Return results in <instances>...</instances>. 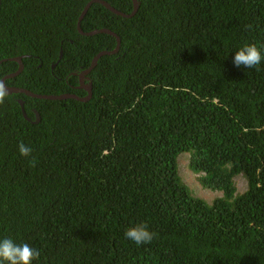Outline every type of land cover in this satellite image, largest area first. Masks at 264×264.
<instances>
[{
  "label": "trees",
  "instance_id": "obj_1",
  "mask_svg": "<svg viewBox=\"0 0 264 264\" xmlns=\"http://www.w3.org/2000/svg\"><path fill=\"white\" fill-rule=\"evenodd\" d=\"M89 1L0 0V80L21 57L5 85L85 96L77 74L116 47L112 35L78 32ZM103 1L132 11L131 0ZM138 1L130 18L93 3L80 21L120 39L86 75L88 101L9 94L0 104V240L38 250L32 264H264V0ZM246 44L262 60L237 68ZM182 153L221 197L192 194ZM141 223L150 244L124 236Z\"/></svg>",
  "mask_w": 264,
  "mask_h": 264
},
{
  "label": "clouds",
  "instance_id": "obj_2",
  "mask_svg": "<svg viewBox=\"0 0 264 264\" xmlns=\"http://www.w3.org/2000/svg\"><path fill=\"white\" fill-rule=\"evenodd\" d=\"M261 60L262 56L260 50L256 47L255 44H246L242 46L234 53L233 56V64L237 68L241 66H244L246 68H254L255 66L260 64ZM6 88V85L4 83H1L0 81V104H3L5 102V97L7 96ZM35 112L37 113V111H34V114ZM29 122L32 121L30 120ZM18 152L20 156L27 158L31 155L32 149L31 147L26 146L23 142H20L18 144ZM29 163L34 167L35 159L33 158L29 161ZM198 175L199 177L204 176L203 173H200ZM155 235L156 234L149 231L147 225L143 223L135 225L133 227H129L124 232L125 238L131 240L136 245L150 244L153 241ZM38 258L39 251L30 247L27 243L16 244L10 238L0 240V264H32L33 260H36Z\"/></svg>",
  "mask_w": 264,
  "mask_h": 264
},
{
  "label": "water",
  "instance_id": "obj_3",
  "mask_svg": "<svg viewBox=\"0 0 264 264\" xmlns=\"http://www.w3.org/2000/svg\"><path fill=\"white\" fill-rule=\"evenodd\" d=\"M132 1V11L131 13L129 14H125V13H122L116 9H114L113 7H111L108 3H106L105 1L103 0H91L89 1L85 6L84 8L82 9L79 17H78V20H77V30L78 32L80 33H83L84 35H87V36H92V35H95V34H99V33H106V34H109V35H112L113 37H115L116 39V47L114 50L112 51H106V50H103V51H100L99 53H97L94 58L92 59L89 67L87 69H85L84 71L78 73V80H79V86L77 88H82L85 90L86 92V96L85 97H78L74 94H61V95H38V94H34L28 90H25V89H19V88H6V92L7 94H12V93H21V94H24L26 96H29L31 98H37V99H45V100H65V99H75V100H78L80 102H85V101H88V99L90 98L91 96V83L88 82V84L84 85V82L82 83V80L83 78L95 67L96 65V62L97 60L103 56V55H111V54H114L118 51L119 49V45H120V39L119 37L114 34L112 31L108 30V29H96V30H92L90 32H82L81 31V28H80V21L82 20V18L85 16L86 12L88 11L89 7L91 4L93 3H98L100 5H102L103 7H105L106 9H108L110 12H112L113 14L115 15H119V16H122V17H125V18H130L132 16H134L138 9H139V6H140V2L138 0H131ZM62 55V52H60V56L61 57ZM10 61H15L18 63L19 65V68L16 72H14V74H11L9 76H5L4 79H8V78H13L15 76H17L21 71H22V63H21V58L18 57V58H11V59H8ZM5 61V60H1L0 61V64ZM88 79V78H87ZM1 83H4L3 80ZM19 105L21 107V112H22V115L23 117L27 120V121H30L29 118H27L25 112H24V108H23V102L22 101H19ZM36 114V119L35 121H32V123H37L39 121V116L38 114L35 112Z\"/></svg>",
  "mask_w": 264,
  "mask_h": 264
},
{
  "label": "rangeland",
  "instance_id": "obj_4",
  "mask_svg": "<svg viewBox=\"0 0 264 264\" xmlns=\"http://www.w3.org/2000/svg\"><path fill=\"white\" fill-rule=\"evenodd\" d=\"M179 174L182 181L188 186L192 194L211 203L214 199L221 197V192L204 188L199 182V175L191 171L189 167V154L182 153L178 156ZM237 193H243L247 188L244 177L238 175L234 178Z\"/></svg>",
  "mask_w": 264,
  "mask_h": 264
},
{
  "label": "flooded vegetation",
  "instance_id": "obj_5",
  "mask_svg": "<svg viewBox=\"0 0 264 264\" xmlns=\"http://www.w3.org/2000/svg\"><path fill=\"white\" fill-rule=\"evenodd\" d=\"M15 58H18V57H15ZM21 58V57H20ZM15 62V61H14ZM17 63V62H16ZM22 63V62H21ZM17 65H18V63H17ZM23 66V65H22ZM18 68H19V65H18V67H17V69H16V71L18 70ZM16 71H14V72H16ZM22 71H23V68H22ZM21 71V72H22ZM14 72L13 71H10V73H8L7 75H5V76H9V75H11V74H14ZM20 72V73H21ZM20 73L18 74V75H20ZM74 74V73H73ZM17 75V76H18ZM16 77V76H15ZM4 78V77H3ZM3 78L0 80L1 82H2V80H3ZM14 78V77H13ZM13 78H8V79H13ZM8 79H4L3 80V82H4V84H5V81H7ZM84 82V85H86V84H88V79H87V77L85 76L84 78H83V80H82V83ZM79 85V80L77 81V85L76 86H74V87H77ZM6 87H8V88H17V87H22V84H21V81L20 80H18L16 83H10L9 85H6ZM20 89V88H19ZM80 90H83V91H85L84 89H82V88H80ZM12 94H15V93H12ZM16 94H21V93H16ZM7 95H9V94H7ZM22 95H24V94H22ZM26 96V95H25ZM86 96V95H85ZM85 96H83V97H85Z\"/></svg>",
  "mask_w": 264,
  "mask_h": 264
}]
</instances>
